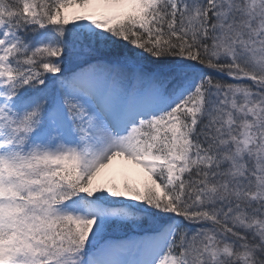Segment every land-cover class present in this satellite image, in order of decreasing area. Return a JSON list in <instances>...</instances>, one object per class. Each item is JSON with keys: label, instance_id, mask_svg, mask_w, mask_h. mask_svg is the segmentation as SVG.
<instances>
[{"label": "snow or ice", "instance_id": "6c2138e0", "mask_svg": "<svg viewBox=\"0 0 264 264\" xmlns=\"http://www.w3.org/2000/svg\"><path fill=\"white\" fill-rule=\"evenodd\" d=\"M0 264H264V0H0Z\"/></svg>", "mask_w": 264, "mask_h": 264}, {"label": "bare ground", "instance_id": "6f19581e", "mask_svg": "<svg viewBox=\"0 0 264 264\" xmlns=\"http://www.w3.org/2000/svg\"><path fill=\"white\" fill-rule=\"evenodd\" d=\"M127 168H129V169H135V166L127 165ZM135 171L138 172L139 170L136 169ZM112 175H116V179H117V180L120 179V181H122L121 179H123V177L125 176L124 168H123L122 166H120V165L115 166V168H114V170H113V172H112ZM131 176H132L134 179H136V175H135V174H133V175H131Z\"/></svg>", "mask_w": 264, "mask_h": 264}, {"label": "rangeland", "instance_id": "374dc122", "mask_svg": "<svg viewBox=\"0 0 264 264\" xmlns=\"http://www.w3.org/2000/svg\"><path fill=\"white\" fill-rule=\"evenodd\" d=\"M113 177H114V179H115V181H116V183H118V184H122L123 183V181L125 180V178H128V179H130V180H133V181H135V179L132 177V176H128V177H126V175L123 177V179H121L122 181H120V179L119 180H117L116 179V175H112Z\"/></svg>", "mask_w": 264, "mask_h": 264}]
</instances>
